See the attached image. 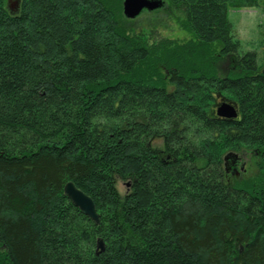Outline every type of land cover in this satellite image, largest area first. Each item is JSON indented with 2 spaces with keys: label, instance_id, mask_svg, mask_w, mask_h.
<instances>
[{
  "label": "trees",
  "instance_id": "16d2710c",
  "mask_svg": "<svg viewBox=\"0 0 264 264\" xmlns=\"http://www.w3.org/2000/svg\"><path fill=\"white\" fill-rule=\"evenodd\" d=\"M6 3L0 264H264V61L228 20L264 0H168L182 42L136 33L122 0Z\"/></svg>",
  "mask_w": 264,
  "mask_h": 264
},
{
  "label": "rangeland",
  "instance_id": "374dc122",
  "mask_svg": "<svg viewBox=\"0 0 264 264\" xmlns=\"http://www.w3.org/2000/svg\"><path fill=\"white\" fill-rule=\"evenodd\" d=\"M162 1L168 3V0ZM164 11L159 9L154 12H143L134 19L135 32L151 34L157 39L177 42L188 40L191 35L179 27L180 14L167 15ZM228 20L236 40L240 43L241 52H254L259 62L264 61V13L259 9L229 10ZM116 187L121 195L126 192L123 184L118 183Z\"/></svg>",
  "mask_w": 264,
  "mask_h": 264
},
{
  "label": "water",
  "instance_id": "95a60500",
  "mask_svg": "<svg viewBox=\"0 0 264 264\" xmlns=\"http://www.w3.org/2000/svg\"><path fill=\"white\" fill-rule=\"evenodd\" d=\"M20 0H7L6 9L11 14H17L19 11ZM165 3L162 0H122V14L127 20H134L143 12H154L163 9ZM218 118L233 120L237 117L236 105L229 102H222L216 107L215 111ZM225 162L231 161L227 166V172L230 166H236L239 163V156L236 154H227ZM240 169L243 170V165ZM238 175V172H236ZM64 195L71 203L88 219L99 224V217L96 213L95 206L91 198L75 187L72 182H68L63 188ZM104 251L102 240L97 241L96 254Z\"/></svg>",
  "mask_w": 264,
  "mask_h": 264
}]
</instances>
